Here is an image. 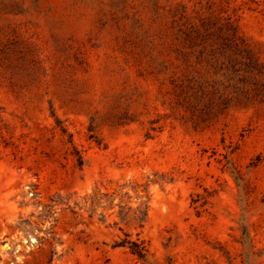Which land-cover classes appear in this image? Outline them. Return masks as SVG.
Wrapping results in <instances>:
<instances>
[{"label":"rangeland","instance_id":"rangeland-1","mask_svg":"<svg viewBox=\"0 0 264 264\" xmlns=\"http://www.w3.org/2000/svg\"><path fill=\"white\" fill-rule=\"evenodd\" d=\"M204 17L264 60V0H0V264H264V103L194 124L164 69Z\"/></svg>","mask_w":264,"mask_h":264},{"label":"trees","instance_id":"trees-1","mask_svg":"<svg viewBox=\"0 0 264 264\" xmlns=\"http://www.w3.org/2000/svg\"><path fill=\"white\" fill-rule=\"evenodd\" d=\"M181 38L164 69L173 83L176 108L194 124L235 106L264 103V60L230 18L204 17ZM83 163L80 158L79 166ZM116 246L127 247L141 260L147 258L143 242L126 238Z\"/></svg>","mask_w":264,"mask_h":264}]
</instances>
